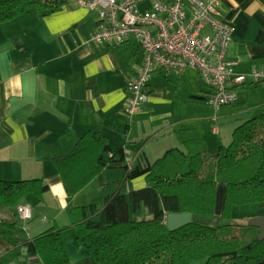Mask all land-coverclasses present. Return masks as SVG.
I'll return each mask as SVG.
<instances>
[{
  "label": "crops",
  "instance_id": "1",
  "mask_svg": "<svg viewBox=\"0 0 264 264\" xmlns=\"http://www.w3.org/2000/svg\"><path fill=\"white\" fill-rule=\"evenodd\" d=\"M138 6L148 9L149 0ZM219 12L234 26L227 55L235 61V70L264 67V0H220ZM98 20L97 8L68 0L48 13L30 4L0 24V173L6 179L43 177L49 183L43 200L37 202L31 195L23 199L33 207V216L21 233L28 236L50 224H69L63 236L72 264H97L75 237L72 223L78 212L73 208L100 201L91 189L103 194L101 203L106 182L121 175L124 163L109 162L83 189L68 194L53 157L68 152L84 132L106 134L112 149L128 147L126 159L133 161H153L169 148L185 147L192 138L205 140L211 151L225 141L223 136L219 141L213 137V144L207 140L208 134L220 132L222 114L207 101L210 89L194 67L169 75L155 68L148 99L128 116L126 82L137 74L143 52L132 34L122 42L84 44L83 36L97 27ZM236 90L239 98L233 102L240 104L236 113L251 115L264 104V81L248 76ZM129 182L127 191L143 186L145 178ZM79 194L81 202L76 204ZM257 206L248 213L264 214V203ZM0 213L9 217L12 210L0 206ZM140 213L149 214L144 207ZM11 247L0 234V257ZM5 264L44 263L39 254L24 255L22 249L19 257Z\"/></svg>",
  "mask_w": 264,
  "mask_h": 264
},
{
  "label": "trees",
  "instance_id": "2",
  "mask_svg": "<svg viewBox=\"0 0 264 264\" xmlns=\"http://www.w3.org/2000/svg\"><path fill=\"white\" fill-rule=\"evenodd\" d=\"M67 1L0 0V24L30 4L48 13L61 9ZM184 146L169 148L153 161H133L129 166L124 147L112 149L106 134L87 130L68 152L53 157L71 195L109 162L124 161V176L106 182L101 203L73 208L78 212L72 223L76 239L97 264H191L200 259L204 264H264L260 228L248 221L230 222L235 206L264 203V104L238 124L231 140L215 151L201 138L189 139ZM141 174L145 185L123 191L125 180ZM219 181L225 183V192L217 212ZM48 189L43 177L6 179L0 173V206L12 210V217L0 215V234L12 246L0 257V264L19 257L23 246L28 253L39 254L44 264H72L63 236L69 224H50L28 236L21 233L22 227H28L33 207L32 216L23 220L16 206L27 204L22 201L28 195L37 202L43 200ZM142 207L149 214L139 216ZM172 211H190L192 220L169 229L166 217ZM253 215L248 213V219Z\"/></svg>",
  "mask_w": 264,
  "mask_h": 264
},
{
  "label": "built area",
  "instance_id": "3",
  "mask_svg": "<svg viewBox=\"0 0 264 264\" xmlns=\"http://www.w3.org/2000/svg\"><path fill=\"white\" fill-rule=\"evenodd\" d=\"M77 1L99 12L97 27L83 36L84 44L122 42L132 34L142 49L139 70L126 82L128 116L140 111L148 99L155 68L166 75L183 72L187 67L198 69L202 82L210 89L207 101L216 109L239 98L236 86L248 76L264 81V68L234 69V61L227 55L234 26L220 15V0H149L145 10L138 6L142 0ZM124 151L130 149L124 147ZM16 209L23 220L32 216L29 204L20 203Z\"/></svg>",
  "mask_w": 264,
  "mask_h": 264
},
{
  "label": "rangeland",
  "instance_id": "4",
  "mask_svg": "<svg viewBox=\"0 0 264 264\" xmlns=\"http://www.w3.org/2000/svg\"><path fill=\"white\" fill-rule=\"evenodd\" d=\"M234 63H235V61H234ZM233 67H234V64H233ZM260 68H264V67H260ZM242 92H243V96H245V92L243 90H242ZM239 105L240 104H237L236 102H232V103L222 104L220 106V109L218 111L219 112L218 114H222V116H220V118L218 120V127H219V131L220 132L217 133V134H214L213 136L208 134L209 137L207 138V140L211 144H213L212 143L213 137L216 138L219 141V139H221V136H223V141L225 140L224 143H228L231 140V138H232V133L234 131V128L238 124L243 122L246 118H248V116H249L248 114L249 113H243V112L236 113L235 112L236 108H238ZM208 108H210V107H208ZM201 110H202V106H200V108H199V111H201ZM217 148L213 147L212 150L215 151ZM136 162L139 163V161H136ZM142 162L145 163L147 161H142ZM131 165L132 164H129V166H131ZM120 169L122 170L121 171L122 173L118 177L124 176L126 168L124 166H122ZM136 177H144L145 178V176L142 175V174L138 175V176H134V177L128 178L127 180H125V183H124L125 185L123 186V191H127V187L132 185V182H129V181L131 179L136 178ZM144 184H146V179H145V183ZM91 187H94V186H91ZM110 189H112V188H110ZM90 191H91L90 194H92L94 196V198H96L97 200H100V201L102 200L103 194H101V192H97V191H95L93 189H91ZM224 192H225V183L223 181H219L218 185H217V195H216V211L217 212H220V210H221L223 199H224ZM81 196H82V194H79L75 198L76 204H79L81 202L80 201V198H82ZM100 201H94V202H100ZM257 205L258 204H252V205H247L246 204V205H241V206H235L234 209H233V216L230 219V222L231 221L232 222L237 221V222L244 223V222L248 221L249 220L248 219L249 210L254 209L255 207H258ZM4 209H6V208H4ZM142 215L143 214H141V213L139 214V216H142ZM9 217H12V216H9ZM75 237H76V233H75ZM191 264H204V261L202 259H200V260L192 262Z\"/></svg>",
  "mask_w": 264,
  "mask_h": 264
},
{
  "label": "water",
  "instance_id": "5",
  "mask_svg": "<svg viewBox=\"0 0 264 264\" xmlns=\"http://www.w3.org/2000/svg\"><path fill=\"white\" fill-rule=\"evenodd\" d=\"M192 220V212L183 211V212H169L166 217V223L169 229H176L181 227ZM249 225H255L260 228L259 237L264 238V214L253 215L248 220ZM23 254L27 252V247L23 246Z\"/></svg>",
  "mask_w": 264,
  "mask_h": 264
}]
</instances>
